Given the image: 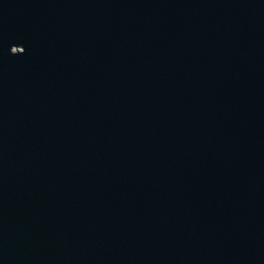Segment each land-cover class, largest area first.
Returning <instances> with one entry per match:
<instances>
[{
	"label": "water",
	"instance_id": "95a60500",
	"mask_svg": "<svg viewBox=\"0 0 264 264\" xmlns=\"http://www.w3.org/2000/svg\"><path fill=\"white\" fill-rule=\"evenodd\" d=\"M0 264H264V0H0Z\"/></svg>",
	"mask_w": 264,
	"mask_h": 264
}]
</instances>
